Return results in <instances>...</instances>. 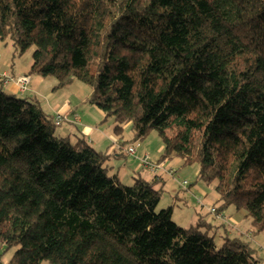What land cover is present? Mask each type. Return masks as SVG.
<instances>
[{
  "label": "trees",
  "instance_id": "16d2710c",
  "mask_svg": "<svg viewBox=\"0 0 264 264\" xmlns=\"http://www.w3.org/2000/svg\"><path fill=\"white\" fill-rule=\"evenodd\" d=\"M56 87L78 79L131 141L151 130L157 162L198 164L217 211L264 231V0H0V39ZM0 78V244L9 264H257L248 243L157 209L155 177L125 185L84 137L55 134L36 99ZM202 220V219H201Z\"/></svg>",
  "mask_w": 264,
  "mask_h": 264
},
{
  "label": "rangeland",
  "instance_id": "374dc122",
  "mask_svg": "<svg viewBox=\"0 0 264 264\" xmlns=\"http://www.w3.org/2000/svg\"><path fill=\"white\" fill-rule=\"evenodd\" d=\"M0 42L2 43V46L9 51L10 55L12 53L14 54V60L20 61L21 64L31 59V53L34 50V46L29 47L20 54L10 38H7L6 40L0 39ZM26 72H30V69L28 68ZM24 74L27 75L28 73ZM30 74L33 75V77L31 78V82L28 81L30 83V85H28L29 88L35 86L36 80H38V82L42 80L46 86L45 88L52 90L55 88L56 92L54 97L57 99V101H60V103L63 98L65 99V96H67L70 102L79 105L81 103V97L85 94H88V102H86L87 105H90L93 109L102 113L100 117V120L102 121L100 123H102L104 126L110 125L112 128V133L120 140L123 139L122 142L125 143V145H128L132 142H137L140 144V147L137 149L135 155H129L125 152H122V155L117 162V167L119 170L117 176H119V179L123 184L131 185L134 180V177H131L133 175H141L145 176L146 178L153 177L152 172L146 169L141 159L137 156L143 157L145 155V151L149 154L151 160L154 159L156 161L158 159L163 148V143L156 130H151L143 139L131 142L133 133L131 131L130 124L123 125L122 133L120 135L117 134L113 129L114 122L112 117L105 118L104 112L89 101L91 89L84 82L74 79L71 83H69L72 84V86H69L68 84L64 87H56V79L54 76H42L38 73ZM76 96L79 98H76ZM38 97L42 104L46 102L40 96ZM44 107L46 108V106ZM44 107L42 109L45 110ZM86 115H88V111H85V116ZM61 124L56 125L54 128L55 134L59 136H63V133H61ZM70 140L74 141V137L71 136ZM166 160L168 162L165 168H172L173 172H163L164 181L155 183V187H161V199L157 205V209L164 208L168 205H173L172 219L181 226L187 227L200 221V228L202 230H207L208 234L214 237L215 246L217 248L222 245L223 238L225 236L230 238H240L244 242L248 243L252 256L258 260L257 264H264V231L257 233H253L251 231V217L246 216L244 210H238L234 205H230L220 211L223 214L222 218H217V220H214L213 213H211L209 209L211 207H215L217 209L220 204L218 193L215 190V182H208L197 178V163L182 164V160L179 157H172ZM132 168L135 169V173H127V171ZM113 170L110 167L109 173ZM114 172H116V170H114ZM138 172H140L139 175ZM184 181H186L185 184L182 183ZM213 221H215L216 225L208 227V223ZM15 248L16 247L13 246L6 248V246L0 244V264H9V260ZM39 264L52 263L42 261Z\"/></svg>",
  "mask_w": 264,
  "mask_h": 264
},
{
  "label": "crops",
  "instance_id": "0c3cea01",
  "mask_svg": "<svg viewBox=\"0 0 264 264\" xmlns=\"http://www.w3.org/2000/svg\"><path fill=\"white\" fill-rule=\"evenodd\" d=\"M31 62L32 60L30 59L29 61H26L25 63H20V61L14 60V54L12 53L11 55L9 54V51L6 50L3 46L2 43L0 42V76H2L7 80V77H17L19 75H25L24 73H28L29 75V82H31V78L33 75H31V72H26L27 69L31 67ZM36 80V79H35ZM27 83L26 87L24 89L20 88L17 86L13 81H7L3 82V89L8 92L15 93L17 96L28 98V99H36L41 107L46 106L45 112L49 114L51 117H53L57 113H69L70 116L68 117L67 120L63 121L61 124V133H63V136H68L69 139L71 136L74 137V140L77 138V136L84 137L85 140L97 151L105 153L108 155V159L106 161V165L113 170L110 172L111 174H118L119 170L117 167V162L122 155L123 151V146L125 143H123V139L120 140L117 138L111 131V126L107 125L104 126L102 123H100L102 120H100L101 114L100 111H96L93 109L90 105H87V95L85 94L81 97V103L79 105L73 104L70 102L69 98L65 96V99L61 101H57L55 99V88L49 89L45 88L46 86L44 85V81L38 82L36 80L35 86H32L29 88L28 85L30 83ZM69 86H72V84H69ZM30 94V95H28ZM38 96L43 98L46 102L42 104L41 100H39ZM76 98H79L76 96ZM79 106V107H78ZM42 107V108H43ZM85 111H88V115L85 116ZM81 112V113H80ZM74 113H77L79 116V120L77 122H74L71 119V115ZM132 142V141H131ZM130 143V142H129ZM143 154V153H142ZM144 154H148L144 151ZM143 154V155H144ZM149 155V154H148ZM140 159L142 156H137ZM154 162V159H152ZM167 160L159 162L162 164L161 167H159L156 171H152L148 168L147 170H150L153 174V177H155L156 183L164 181V174L165 173H172L173 169L172 168H165L167 165ZM135 173V169H129L127 173ZM140 172H138V175ZM119 177V176H118ZM131 177H142L146 180H152V178H146L145 176H131ZM213 219L217 220V218L213 214ZM216 223L215 221L208 223V227L215 226Z\"/></svg>",
  "mask_w": 264,
  "mask_h": 264
},
{
  "label": "built area",
  "instance_id": "2783aa9c",
  "mask_svg": "<svg viewBox=\"0 0 264 264\" xmlns=\"http://www.w3.org/2000/svg\"><path fill=\"white\" fill-rule=\"evenodd\" d=\"M0 78L2 79V76H0ZM4 81H13L17 86H19L20 88L24 89L26 87V84L29 81V76L28 75H20L17 77H7V80L3 77ZM70 116L69 113H57L56 115L53 116V122L55 125H60L63 121L67 120L68 117ZM71 119L74 122H77L79 120V116L78 114L74 113L73 115H71ZM140 147V144L137 142H132L128 145H125L123 147V151L126 154L129 155H135L137 152V149ZM141 161L143 163V165L152 170V171H156L159 167L162 166V164H160L159 162H154L153 160L150 159V156L148 154H145L142 158ZM183 184L186 183V181L182 182ZM200 202V199H199ZM209 211L211 213L214 214V216L216 218H222L223 214L220 211H217V209L215 207H211L209 209Z\"/></svg>",
  "mask_w": 264,
  "mask_h": 264
}]
</instances>
